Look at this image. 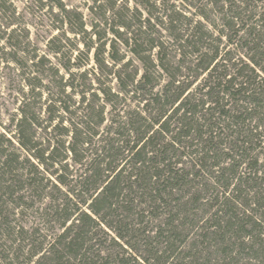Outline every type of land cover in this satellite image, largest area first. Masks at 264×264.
I'll list each match as a JSON object with an SVG mask.
<instances>
[{
	"label": "trees",
	"instance_id": "1",
	"mask_svg": "<svg viewBox=\"0 0 264 264\" xmlns=\"http://www.w3.org/2000/svg\"><path fill=\"white\" fill-rule=\"evenodd\" d=\"M34 1L61 33L49 38L44 53L30 41L14 42L16 30L6 37L8 52L0 47V62L1 54L10 57L27 87L5 131L0 122V264L18 261L25 246H33L34 241H25L36 233L25 226L17 229L13 221L43 199L38 216L61 228L42 254L52 263L64 264L66 257L67 263H84L96 232H105L103 225L132 248L133 237L142 231L149 255L137 264H181L184 252L174 246L177 229L147 234L135 202L147 196L154 206L166 204L205 169L215 175L216 186L232 187L230 194L241 192L252 172L258 176V159L247 156L251 149L243 134L255 122L253 136L264 143V12L250 9L249 0H223V7L217 0H204L199 15L209 19L210 11L204 10L216 4L223 22L213 30L200 21L190 23L169 0L160 5L156 0H86L81 6ZM4 11L0 2V13ZM69 32L73 38L66 36ZM90 51L97 71L86 60ZM188 76L193 80L186 82ZM107 119L115 131L103 136L97 128ZM226 128H233V139L242 138L232 153L216 141ZM184 159L200 164L199 170H186ZM208 159L213 161L209 166L204 163ZM242 165L248 174L238 172ZM230 194L220 206L225 207ZM262 209L263 218L250 223V230L233 212L212 233L228 227L238 236L247 230L251 242H241L239 250L249 248L253 258L264 262ZM16 239L20 242L13 248ZM4 250L12 257L3 256ZM221 252L220 264H230L226 259L233 256ZM191 261L214 264L205 258Z\"/></svg>",
	"mask_w": 264,
	"mask_h": 264
},
{
	"label": "rangeland",
	"instance_id": "2",
	"mask_svg": "<svg viewBox=\"0 0 264 264\" xmlns=\"http://www.w3.org/2000/svg\"><path fill=\"white\" fill-rule=\"evenodd\" d=\"M85 1L86 0H66V2H71L70 4L79 6L85 3ZM156 1L157 5L163 3V0ZM169 1L176 4V10L181 8L185 14L191 18L190 23H193V25L195 21H200L213 30L222 28L223 22L219 19V15L215 11V9L218 8L216 4L213 5L214 8L207 5L204 13L206 14L207 11H210L208 15L209 19H203L202 15H199L200 9L197 10V8L198 6L206 5L204 0H189L188 2L183 0ZM217 1L219 2L218 6L223 7V0ZM0 2H2L3 9L6 10L4 11L6 13H0V35H2L4 31V36L1 38L2 40H0V47H4V51L8 52L9 49L7 48L9 45L6 37H8L13 30H16L14 35L17 38L13 40L14 42L17 39L24 43L30 41L32 45H36L38 51L41 53L48 52L49 49L46 44L49 38L61 33L60 30L54 28L50 14L48 12L45 13V10L41 8L39 9L34 0H0ZM248 3L250 9H256V12H264V0H249ZM130 4H133V1H131ZM254 6H256V8H254ZM82 10L84 11L85 17L90 19L91 14L88 10L86 8ZM11 14L14 16H11ZM146 15L145 13V16ZM213 21H215L218 27L213 24ZM7 22L12 23L7 25ZM66 29L67 26H64V30ZM66 36L70 38L74 37L71 32L67 33ZM77 39L78 48L84 50L85 47L81 39ZM74 51L75 52L72 53L73 57L78 53L77 50L74 49ZM156 54L157 51L154 50L153 57L156 56ZM20 55L22 54L20 53ZM1 57L3 58L0 62V122L2 124L1 130L5 131L4 127H8L11 124L13 115L18 114L17 108L22 98L21 90L27 92V87L21 79L19 71L11 61V58L2 54ZM86 60L88 61L89 68L97 71V66L94 61V51L89 52L88 59ZM244 61H247L246 57H244ZM135 65L138 67L139 72H142V64L136 61ZM185 73H188V71ZM190 74L192 76L194 73ZM184 80L187 82L193 79L188 76ZM166 81L167 77L164 76L161 83L164 84ZM199 81L200 80H198V82ZM195 86H197V82L193 85V87ZM254 123L255 122L244 128L246 133L243 134V137L247 140L246 142L249 143L251 149L250 152H247V154H249L247 156L258 159V165L255 166L258 171L256 172L258 176L255 177L252 172L251 178H247L248 180L246 179L247 181L243 183L241 192H232L230 194L232 187L224 190L218 185L216 186V183L213 181L215 175L205 169L197 173L195 178L182 187L180 191L174 192L170 198L167 197L166 204L156 203V206H154L150 204L148 198H146L147 196H140L136 200L135 205L137 207V212L143 216L141 224L145 227L147 234L155 236L157 232L159 233L166 228L177 229L176 233L178 235V240L176 239L177 242L174 243V246L176 249L178 247L180 253L184 252L183 254L181 253V256L185 260H179L181 264H187V262L189 263L193 258H199L200 260H204V258L210 259L211 263L220 264L224 260L223 253L221 252L223 249L228 250V253L233 256L232 259H226L227 263L230 261V264H264L263 261L258 262L257 259L253 258L255 252L251 251L249 248L243 251L239 250L241 242H251V239L248 238V233H246L248 232L247 230H250L251 226L249 224L253 221L259 222V220L263 218L264 143L260 145L258 137L253 136L256 132L255 129H252ZM113 129L114 128L111 127V120L109 119L97 128L98 132L103 134V136L106 135L108 131H115V129ZM251 130L254 132H251ZM257 131L260 132L261 129L259 128ZM224 133L225 134L217 138L216 141L222 145L221 147H223L224 150H227L226 152L230 150L232 153V151H234L232 149L234 144L238 142L240 144L242 138L238 137L237 139L235 136L236 139H233V128H226ZM235 134L236 133H234V135ZM103 136L101 137L103 138ZM99 137L98 135L94 141L100 140ZM184 160L186 161L184 164L186 170H192L194 172L199 170L200 164L195 165L193 161ZM212 162L211 159H208L207 162L204 161L208 166L211 165ZM244 166L245 165H242V167L240 166L238 172L248 174L250 169H246ZM230 174L233 173L229 172V175ZM190 179H192V176H190ZM229 194L231 199L226 202L227 204L225 207L220 206L222 205L221 203L224 197L229 196ZM43 200L42 203H37L34 208L27 210L23 217L22 215L16 216V219L13 221V225L17 229L18 226H25L30 233H36V235L31 241H29V239L25 241V243H32L34 241L33 246H25L18 261L13 260L12 264H55L51 262L50 256H46V259L42 257V254L46 250L48 242L61 232V228L57 221L43 219L38 216L36 208H41L43 206L46 199ZM259 202L260 205L258 204ZM222 208L224 211H221ZM84 209L88 210L86 206ZM217 211H219L218 217L216 216ZM225 211H227V213H225ZM233 212L236 214L237 220H240L247 228L246 231L244 230L245 233L239 232L238 236L240 239L237 235L234 236L232 233L233 231L228 227L225 228V232L213 234L212 231H214L217 222L222 220L223 223H227V220L231 219L229 214H233ZM140 219L141 218H139L137 222H139ZM101 227L105 232L100 229L96 232L94 240L91 242L92 251L90 258L84 263H79L77 261L67 263L66 260L68 257H66L64 259V264H137V261L141 263L144 256L149 255V247L143 240L142 231H139V233L133 237L132 244L134 247L132 248L130 246L126 247V243L124 245L122 240L118 239L112 230H109L103 225H101ZM260 229L264 234L263 225ZM37 230L38 232H36ZM18 242L20 241L16 239V243L14 242L16 245L14 244L13 248L18 247ZM88 242L90 241L88 240ZM11 243L12 242H8L7 245H11ZM156 246H158V244ZM159 246L162 245L159 244ZM6 251L4 250L2 255H9V257H12L13 253L9 254L10 251ZM32 251H37L36 253L38 254L31 256ZM6 260L5 262H9V258ZM190 263H192V261ZM2 264L8 263L3 262Z\"/></svg>",
	"mask_w": 264,
	"mask_h": 264
}]
</instances>
